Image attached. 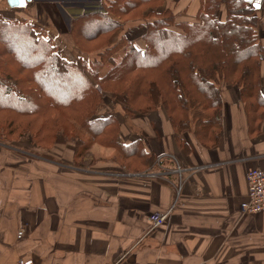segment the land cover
I'll return each mask as SVG.
<instances>
[{
  "label": "crops",
  "instance_id": "crops-1",
  "mask_svg": "<svg viewBox=\"0 0 264 264\" xmlns=\"http://www.w3.org/2000/svg\"><path fill=\"white\" fill-rule=\"evenodd\" d=\"M69 1L31 0L25 8H11L0 0V15L29 19L39 5L49 4L68 23L50 30L52 38L71 46L73 20L107 13L108 0H94L92 9ZM252 6L264 49V0ZM168 9L178 22L194 23L200 0H164L158 11ZM141 24L126 28L119 40L133 42L135 31L142 39ZM133 43L144 48L143 39V45ZM260 74L264 97V62ZM221 92L222 131L215 147L204 146L189 130L176 132L164 109L142 116L124 109L129 119L120 118V138L125 145L142 143L141 171L128 170L118 151L98 144L85 156L93 163L78 166L70 144L50 150L49 167H33V175L17 182L1 181L0 264L21 258L31 264H264V213L240 212L248 172L264 168V120L252 129L238 86L222 84ZM108 105L99 115L110 114ZM156 212L170 214L153 229L150 216Z\"/></svg>",
  "mask_w": 264,
  "mask_h": 264
},
{
  "label": "trees",
  "instance_id": "trees-1",
  "mask_svg": "<svg viewBox=\"0 0 264 264\" xmlns=\"http://www.w3.org/2000/svg\"><path fill=\"white\" fill-rule=\"evenodd\" d=\"M163 3L108 0L107 13L73 20L70 33L76 44L84 52L85 46H108L106 54L119 44L126 23L144 24V48L128 41L122 58L109 57L103 75L93 61L85 62L82 70L62 57L53 39L46 38V29L0 15V114L13 116L6 135L16 133V119L31 118L42 124L39 130L28 128L33 140L50 147L74 141L78 156L83 151L77 149L85 144L77 126L93 144L118 151L128 170L139 172L146 160L142 143L123 144L120 119L96 115L105 94L127 112L145 115L164 109L176 132L189 130L211 148L222 131V84L240 88L252 129L260 126L264 49L255 7L245 0H200L197 22L176 23L172 10L158 11ZM161 45L169 47L163 50ZM83 148L89 152L86 145Z\"/></svg>",
  "mask_w": 264,
  "mask_h": 264
},
{
  "label": "rangeland",
  "instance_id": "rangeland-1",
  "mask_svg": "<svg viewBox=\"0 0 264 264\" xmlns=\"http://www.w3.org/2000/svg\"><path fill=\"white\" fill-rule=\"evenodd\" d=\"M69 3L75 4L78 6H85V7L87 5L90 9H92V6L95 4V1L85 0L84 3H81V0H70ZM61 13L62 12L59 11L57 8L52 7L49 4L42 3L41 5L37 7V9L35 10V14L32 15V18L25 19V18H19V17L17 18L10 17L8 19L12 21L23 20L24 22H27L29 24L37 25L39 28H43V29H46V31H48V34H46V38L47 37L52 38L51 36L52 34L49 32L50 30L52 31L53 29L54 31H56L57 27L58 28H60L61 26L67 27L68 25V23L64 25V23L61 21V18H60ZM176 15L177 14H175V16ZM29 17H31V15ZM175 22L180 23L177 21V16H176ZM133 23L134 24H132V22H128L126 23V25H124V28L122 29V31L120 32L117 38V41L119 42V44L116 43L117 44L116 47L115 48L112 47V51L108 54H106L107 52L106 50L108 46L105 48L100 47L99 49H97L96 47H92V46H85L86 49L84 52L78 46V44H76L75 41H73L74 44H71V46H69V45H63L62 42H59L56 44L54 39L53 38L52 39L55 45L56 46L58 45L57 51L62 57L70 59L77 66H79L82 70H86L84 68L85 62L89 63L93 61V65H95L94 67L96 69H100V73L101 75H103L109 68L107 61L110 56L116 59L122 58L124 56L125 47L128 42L127 41L128 39L124 38V39L119 40V38L120 36H122L123 38V34L124 32H126V28L132 27V25H135V24L137 25L138 22H133ZM141 26H144V24L142 23ZM173 29L176 30L177 28L173 27ZM177 31L181 32V30H177ZM132 33L133 35L132 34L130 35V39L132 38L133 42L139 43V46L143 45L141 43V40L143 39V37L141 39V36H140L141 32H139V35H138V31H135ZM162 47L164 48L163 50H166V48H168L169 46L166 47V46L161 45V48ZM87 52H91L92 54L87 53ZM23 56H24L23 57L24 60H27L28 53L24 54ZM97 62H99L100 65L104 66V68L98 65ZM54 83L56 82H52L53 85ZM55 85H58V84H55ZM64 89L67 90L68 88L65 86ZM108 95L111 98L109 99L107 98V96H104V101H103L104 103L101 106L99 112L97 111L98 113L96 115L103 116V117L113 115V116H117L119 119L121 117L122 118L126 117L125 119H129V116H127V114L124 113V109L126 108H124V106L121 103H119L121 106L119 104L115 105L114 101H116V99L114 100L111 94H108ZM105 104H109L107 106L108 109L107 108L106 109L107 111H109L110 114L106 112L104 115H99L102 108L105 107ZM131 113H137L141 116L143 115L138 112H131ZM12 119H13V116L9 114H0V182L1 181L17 182L20 179V176L23 177V176H27V175L29 176V174H32L33 170H31V168L33 167H42V169H44L43 167H49V165L51 164L49 153H50V150H52L56 146V145L51 146V147L45 146L47 144H44L43 142H39L38 140H33V136L31 135L32 133L27 131L28 128L31 127L30 129L39 130L40 127L42 128V124L38 122H33V119L31 118H25V119L21 118L20 120L19 118L16 119L15 120L16 123L14 124L15 126L13 127L16 129V133L10 136L6 135L5 127L9 125ZM34 123L37 124V126L34 125ZM76 129H78L79 137L81 139H84V144L87 146L86 148L87 151H88V148L90 150L91 148H93L94 145H97V144H93L90 141L89 135L84 133L82 129H79L77 126H76ZM70 144L77 146L74 141L69 142L67 144H57V145H70ZM83 146L77 149L79 150V152L83 151L82 154L78 153L77 154L78 156H76L75 158V163L78 166H87V164L93 163L92 159H89V161L86 160L85 156L88 154V152L84 153ZM96 154L99 155L97 151H96ZM119 158H121V164L126 167L124 158L121 156ZM38 171L40 173H44L41 170H38ZM21 180L23 181V178Z\"/></svg>",
  "mask_w": 264,
  "mask_h": 264
},
{
  "label": "built area",
  "instance_id": "built-area-1",
  "mask_svg": "<svg viewBox=\"0 0 264 264\" xmlns=\"http://www.w3.org/2000/svg\"><path fill=\"white\" fill-rule=\"evenodd\" d=\"M176 172L182 177L183 170L180 165L177 166ZM248 197L240 206V212L243 215H253L264 213V168L250 170L247 174ZM182 187L177 189V195L181 193ZM174 208V207H173ZM173 210V209H172ZM170 212H156L150 216V222L153 229L164 224ZM31 260L21 258L15 264H31Z\"/></svg>",
  "mask_w": 264,
  "mask_h": 264
},
{
  "label": "water",
  "instance_id": "water-1",
  "mask_svg": "<svg viewBox=\"0 0 264 264\" xmlns=\"http://www.w3.org/2000/svg\"><path fill=\"white\" fill-rule=\"evenodd\" d=\"M31 0H8L9 6L11 8H25L27 3ZM249 5L254 3V0H245Z\"/></svg>",
  "mask_w": 264,
  "mask_h": 264
}]
</instances>
